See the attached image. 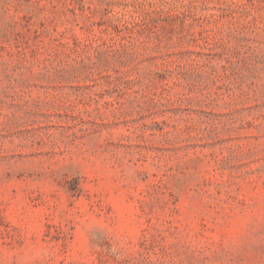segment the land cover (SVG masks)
<instances>
[{
	"label": "rangeland",
	"instance_id": "obj_1",
	"mask_svg": "<svg viewBox=\"0 0 264 264\" xmlns=\"http://www.w3.org/2000/svg\"><path fill=\"white\" fill-rule=\"evenodd\" d=\"M0 264H264V0H0Z\"/></svg>",
	"mask_w": 264,
	"mask_h": 264
}]
</instances>
